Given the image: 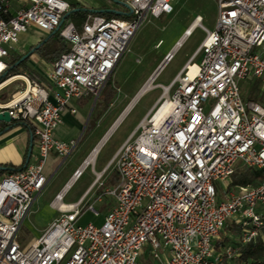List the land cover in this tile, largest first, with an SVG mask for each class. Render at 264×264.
<instances>
[{
  "label": "built area",
  "instance_id": "obj_1",
  "mask_svg": "<svg viewBox=\"0 0 264 264\" xmlns=\"http://www.w3.org/2000/svg\"><path fill=\"white\" fill-rule=\"evenodd\" d=\"M108 1L126 4L131 14L122 6L116 10L129 18L87 14L78 31L62 22L69 10L64 0H27L14 14L9 0H0V75L29 28L46 35L59 31L69 45L55 61L43 64L45 82L18 80L20 88L0 105V113L7 110L12 121L30 127L35 148L21 169L0 177V264H142L141 259L235 264L238 246L264 240L263 211L257 209L264 208V0H215L213 29L197 17L201 43L169 85H153L154 80L147 85L150 77L139 89L135 96L153 88L162 93L106 166L92 170L95 177L85 194L59 207L87 169L83 162L50 203L58 217L37 239L19 243L24 222L50 180L44 174L48 157L65 160L78 144L54 137L70 101H96L141 26L174 11V0ZM191 27L152 75L197 29ZM161 45L160 40L156 47ZM240 82L253 91L243 94ZM239 162L260 171L254 184H233ZM110 166L117 183L103 194L113 200L112 207L100 225H80L86 209L99 217L93 203L102 195L92 204L84 199L103 186ZM227 222L239 226L238 239L217 248Z\"/></svg>",
  "mask_w": 264,
  "mask_h": 264
},
{
  "label": "rangeland",
  "instance_id": "obj_2",
  "mask_svg": "<svg viewBox=\"0 0 264 264\" xmlns=\"http://www.w3.org/2000/svg\"><path fill=\"white\" fill-rule=\"evenodd\" d=\"M203 1L205 2V6L200 15L192 14L193 11L191 6L197 3V0H174V11L172 14L150 19L141 26L131 42L130 51L119 62L109 80V85L113 90L110 92L111 100L110 103L107 104V108L102 111L103 113L101 116L98 115L102 107H104L103 105H105L104 102L99 99L107 91L108 85L105 86L96 101H94V98L90 97L92 98L90 104L91 112L84 122L82 130L75 138L78 144L72 153L65 160L60 159L55 163L46 162L44 173L47 178H51L41 195L36 199L32 208V213L24 222L19 241L21 246L37 239L42 231L58 217L59 214L50 206L55 195L68 182L72 173L82 165L91 151L117 121L139 89L154 73L163 57L173 50L175 43L180 40L185 29H187L197 17L202 18V26L208 29L214 28L217 18L215 0ZM113 5L115 7L118 6L116 4ZM120 8L125 9L123 7ZM66 22H69V20L65 21V23ZM203 38L204 33L197 28L190 37L183 40L180 46L173 51L172 59L164 65L163 69L153 81V85H169L189 57L197 49ZM39 39V33L31 32L27 39L20 44L21 52L27 51L30 46L34 45ZM160 40L162 41V45L157 48L156 44ZM55 41L56 38L48 45V50L50 52L53 51L52 43H55ZM66 45L68 44L66 43ZM196 62H199V58L196 59ZM42 64V62L36 64L35 68L38 73L43 75ZM28 67L33 71L30 62L28 63ZM23 76H25V74H23ZM239 85L243 94H245L246 90L250 92L253 91L252 86L250 87L243 82H240ZM13 87L14 85L9 86L7 88L8 91L7 89L3 90L0 94L2 92L8 95L14 93ZM117 90L119 91L117 92ZM161 93V89L153 88L136 99L132 108L126 113L121 122L112 130L107 140L104 142L94 163L88 165L82 176L70 186L65 194L63 203L75 202L81 196L94 180L95 176L92 170L101 171L106 166L118 147H120L125 139L136 129L139 121L153 106ZM254 98L257 99L258 96ZM238 166L242 167L243 165L239 162ZM115 178V170L113 166H110L107 173L101 179V181L104 182L103 186L98 190L94 189L93 197L90 194L88 198L90 196L92 198L86 201L88 204H92L98 195H102V204L93 203L100 217L95 218L92 212L86 209L79 221L80 225H85L88 222L95 224L101 223L106 208L104 204L111 202V199L104 195L103 192L105 189L115 185L117 181H115ZM139 261L142 264H153L150 260L141 259Z\"/></svg>",
  "mask_w": 264,
  "mask_h": 264
},
{
  "label": "crops",
  "instance_id": "obj_3",
  "mask_svg": "<svg viewBox=\"0 0 264 264\" xmlns=\"http://www.w3.org/2000/svg\"><path fill=\"white\" fill-rule=\"evenodd\" d=\"M64 1L68 2V4H69V10L68 11H74L77 9H85V10H98V9L116 10L117 9V7H115L113 5V3H110L108 0H64ZM26 3H27V0H9V11H10V13L14 14L20 7L24 6ZM87 14H91V13H87ZM69 22H71V21H69ZM71 23L73 24V22H71ZM31 32L32 33L37 32L40 35V39L34 45H36L43 37L46 36L45 33L39 31L38 29H36L34 27L29 28L27 32L22 33L20 35L18 43L10 51L9 57L7 59V63H9L11 61V59H13L15 57L22 56V55L26 54V52L32 46H34V45L30 46V48L25 52H21V50H20L21 49L20 44L24 40L27 39V37L30 35ZM29 62L32 64L33 72L35 71V73L41 78V80H39V79H36V80L40 81V82H45L46 80H45L44 74L42 75V74L38 73L35 66H36V64H38L40 62H42L43 64L44 63H50V62L47 61L46 59L40 57L37 53H33L30 55V57L28 59V63ZM43 64H42V66H43ZM15 76H17V75H15ZM13 77L8 78L6 80V82L4 81L5 85L1 88L0 92L3 90H6L11 85H14L13 91H16L17 89L20 88L21 82L18 80H14ZM25 77H28V76L25 74ZM17 83H19V84H17ZM7 91H8V89H7ZM1 95L10 97L11 94L8 95L5 92L4 93L2 92ZM91 99L92 98H90V97H83L79 100H71L70 101L68 108L62 114V121L63 122L54 133V137L57 140L63 141V142L75 140L77 135L82 130L84 122L87 120V117L91 112V109H90ZM4 103L5 102L0 101V105L4 104ZM71 109H74L75 113H71V111H70ZM4 124L7 125L9 123L0 122V167L4 169V168H9L11 166H13V167L22 166L28 158V150H29V145H30V135L28 134L27 130L23 127H15V128L9 129L8 127H5ZM34 151H35V148H34V143H33L31 145V151L30 152L33 153ZM59 160H60V158L56 154H50V156L47 159V161L50 163H55ZM44 168H45V166H44ZM8 173L9 172L7 170H3L2 174H0V177L6 175ZM115 176H116V173H115ZM116 183H117V181H116ZM90 185H91V183H90ZM250 185H252V184H250ZM89 186L85 189V191L81 194V196L75 202L65 203V204L68 205V204H74V203L78 202L80 200V198L85 194V192L89 188ZM236 186H239V185H236ZM95 190L94 189L92 190V192L90 193L91 196L93 195V192ZM88 196L85 197L84 204H86L87 203L86 201H88L89 199H91L93 197V196L92 197L90 196L88 198ZM95 203L102 204L103 202L101 199V201L95 202ZM112 205H113L112 199H111V202L104 204V206H106V208H105V213L103 215V218L106 215V213L108 212V210L112 207ZM257 209L260 211L261 210L263 211L262 215L264 217L263 206L259 205L257 207ZM99 217H100V214H99ZM96 218H98V217H96ZM103 218L101 219V223L103 221ZM228 223H233V222H227V224ZM100 224H96V225H100ZM233 224H235V223H233ZM235 225H237V224H235ZM263 234H264V229H263L262 236H263ZM238 236H239V232L238 233H227L226 237L229 239V242L225 246L234 245L238 239ZM219 247H221V246H219Z\"/></svg>",
  "mask_w": 264,
  "mask_h": 264
},
{
  "label": "trees",
  "instance_id": "obj_4",
  "mask_svg": "<svg viewBox=\"0 0 264 264\" xmlns=\"http://www.w3.org/2000/svg\"><path fill=\"white\" fill-rule=\"evenodd\" d=\"M204 6H205V2L203 0H197V3L191 6L192 11H193L192 14L200 15L202 10L204 9ZM87 13L97 14V15H101L107 18H120V19L129 18L127 13L118 15V14H114L113 12H106V10L104 9H98V10L77 9L74 11H68L64 14L63 17H65V19L63 21V24L65 23V21L69 20L73 22L75 28L78 31H80L85 21ZM55 38H56L55 43H52L53 51L50 52L48 50L49 48L48 45H50L51 41ZM36 46H39V47L35 49ZM34 49L35 51L33 53H37L40 57L46 59L47 61L53 62L58 58L60 54H62L63 52H66L69 49V46L66 45V43L60 39L59 31H55L43 37L36 45L32 46L26 52V54H28L31 50H34ZM24 55L11 59V61L7 64L6 71L0 75V84L6 81L10 77H13L15 75H23V74H26L32 80H36V79L41 80V78L35 72L30 70L28 67V59L30 56H28L24 60H21V58ZM107 85H108L107 91L99 99L103 101L105 104L103 105L104 107H102L101 112L98 113L99 116L102 115L103 113L102 111L107 108V104L110 103V100H111L110 92L113 89H111L109 82L107 83ZM9 98L10 97L8 96H4L0 94V101L2 102H7ZM249 98H254V97L250 96ZM4 125L5 127H8L9 129H12L15 127H23L27 130L28 134L32 136V131L30 127L24 121H12L9 124L7 125L4 124ZM33 142H34V137L32 136V144ZM25 163L19 167L11 166L9 168H4L0 170V174H2L3 170H7L8 172L19 170L25 165ZM260 176H261V173L258 170L245 167V166H242L240 168L238 167L233 175V184L243 185V186L254 184L260 178ZM115 180H117V177L115 178ZM239 229L240 228L238 225H235L233 223H228L226 227L224 228V230L221 232V237L218 240L216 247L218 248L219 246H225L229 242V239L226 237V234L227 233H238ZM237 252L239 253V256L234 258L235 264H264V240H262L261 238H258L255 243L238 246Z\"/></svg>",
  "mask_w": 264,
  "mask_h": 264
},
{
  "label": "bare ground",
  "instance_id": "obj_5",
  "mask_svg": "<svg viewBox=\"0 0 264 264\" xmlns=\"http://www.w3.org/2000/svg\"><path fill=\"white\" fill-rule=\"evenodd\" d=\"M198 22H199V19L197 21H195V23L191 24L192 27L190 30L192 29H195L197 28L198 26ZM158 72H156L154 75L151 76V78L149 79V81L147 82V85H149L151 83V81L155 80V78L158 76L157 75ZM14 80H25L26 77L23 76V75H17V76H14L13 77ZM10 80V79H9ZM5 84H3L1 87H0V90L1 88L4 86ZM147 87V86H146ZM138 96H135L130 104L127 106V108L124 110V112L120 115V117L117 119V121L112 125V127L108 130V132L105 134V136L101 139V141L95 146V148L91 151V153L89 154V156L87 157V159L84 161L83 165H92L95 161V158L97 156V154L99 153L101 147L103 146L105 140L107 139V137L110 135V132L121 122V120L123 119V117L126 115V113L132 108L133 104L135 103L136 99H137ZM67 206V204L65 203H61L59 204V207L61 208H65Z\"/></svg>",
  "mask_w": 264,
  "mask_h": 264
},
{
  "label": "water",
  "instance_id": "obj_6",
  "mask_svg": "<svg viewBox=\"0 0 264 264\" xmlns=\"http://www.w3.org/2000/svg\"><path fill=\"white\" fill-rule=\"evenodd\" d=\"M117 4H119L120 6H122L123 8L127 9L128 10V14H131V10L128 8V6L124 3H121V2H117ZM106 12H113L114 14H118V15H121L123 14L121 11H117V10H106ZM65 17L62 18V22L64 21ZM39 46H36L35 49H37ZM34 50H31L28 54H25L21 60H24L26 59L28 56H30L31 54H33V52L35 51ZM93 109V108H92ZM0 122H3V123H10L12 122V119L11 117L9 116V113L7 110H4L0 113ZM31 145H32V136L30 135V145H29V150H28V156L30 154V151H31ZM3 168L0 167V170H2Z\"/></svg>",
  "mask_w": 264,
  "mask_h": 264
}]
</instances>
